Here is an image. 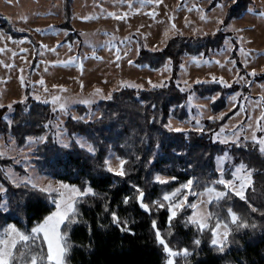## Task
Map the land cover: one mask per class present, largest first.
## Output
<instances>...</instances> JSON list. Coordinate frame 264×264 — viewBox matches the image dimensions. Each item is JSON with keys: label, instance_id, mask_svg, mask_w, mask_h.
Listing matches in <instances>:
<instances>
[{"label": "trees", "instance_id": "1", "mask_svg": "<svg viewBox=\"0 0 264 264\" xmlns=\"http://www.w3.org/2000/svg\"><path fill=\"white\" fill-rule=\"evenodd\" d=\"M216 3L217 0H210L208 8L215 7ZM252 6V0H238L235 5L229 0L222 25L240 18ZM70 15V6L65 3L64 20L58 26L67 30L63 41L71 44L79 38V34L70 23ZM0 31L11 40L27 38L34 43L29 32L15 27L1 13ZM230 35L221 29L202 35H175L161 49L141 50L132 62L138 67L159 70L169 61L178 64L184 56H207L218 52ZM230 58L235 62L239 77H245L249 82H264V73L251 75L235 51ZM229 85L225 86L218 80L201 81L193 84L189 92L199 99L216 95L209 108L211 113L218 114L226 108L228 95L250 94L247 84L233 82ZM187 95L173 83L150 89L122 87L113 91L110 99L101 100L93 106L98 111L96 118L84 120L88 109L78 105L75 109L78 117H68L63 122L69 136L87 137L95 148L94 153L74 141L67 146L61 145L50 135L36 145L32 164L40 175L81 188L88 181L96 193L77 201L76 222L67 228L61 226L62 231L68 232L71 245L66 264H164L163 247L157 243L155 236L157 228L170 246L192 250L188 257H176L175 264H264V153L252 140L220 143L211 139V134L219 131L238 111V105L217 119L206 120L202 131L188 129L181 132L166 128L171 119L185 121L190 117L185 105ZM51 118L49 104L31 99L26 90L25 99L15 102L11 110L6 106L0 107V135L11 136L17 147H23L30 137L39 138L45 133ZM110 153L126 159L125 176L110 173L103 167ZM225 153L234 163L243 162L252 170L251 182L244 190V199L229 191L227 198L210 203L207 211L230 220L227 208L232 207L242 220L255 226L229 223L231 231L224 250L220 251L211 244L210 229L201 232L194 225L186 224L189 207L181 209L169 226L167 207L152 206L151 201L159 199L165 203L163 193L177 189L190 177L194 179V190L202 192L220 178L217 157ZM7 167L14 168L19 174L25 173L12 158L0 154V183L7 188L6 193L0 194V200L6 197L9 209H0V230L8 223L30 230L37 221L53 211L54 205L45 195L30 186L26 187L25 183L18 186L12 184L2 171ZM157 174L169 179L166 183L157 182L154 179ZM224 178H232L231 168L224 169ZM134 185L144 190V202L150 204L151 211L140 207L135 199ZM216 187L220 190L224 188L220 184ZM125 196L129 197L128 203H124ZM105 205L108 210H105ZM254 208L258 211H253ZM112 211L117 212L122 222L127 220L125 227L131 231H122V225L113 222ZM153 220L156 221L155 228ZM210 224L214 226V218ZM169 231L171 235H168ZM197 238L201 242L194 245L193 241ZM37 243L46 250L42 240Z\"/></svg>", "mask_w": 264, "mask_h": 264}, {"label": "rangeland", "instance_id": "2", "mask_svg": "<svg viewBox=\"0 0 264 264\" xmlns=\"http://www.w3.org/2000/svg\"><path fill=\"white\" fill-rule=\"evenodd\" d=\"M252 1V9L255 11H247L240 18L222 25L217 22V18H224L227 3L223 9L217 6L210 9V0H160L158 4H146L143 7L139 0H134L131 9L121 0H0V13L18 29L29 32L36 44L27 38L11 40L0 31V48L4 49L0 51V107L6 106L11 110L15 102L25 99L26 90L31 99L42 103L50 101L53 96L65 98V110L51 102L46 103L51 108L52 118L41 137L50 135L59 144L63 140L69 145L80 136H69L63 128V122L68 117H78L76 106L84 105L88 112L83 119L92 120L98 114L93 106L107 99L115 90L122 87L150 89L173 83L187 92L185 105L190 117L185 121L171 119L168 125L172 130L198 129L197 120L199 127L203 128L206 120L217 119L222 113L238 105V111L225 123V136L219 140L214 139V134L219 132L217 131L211 134V139L220 143H237L235 139L223 141L239 130V142L244 141L245 137L252 135V129L248 125L256 128L257 117L264 112V82H249L245 77H239L235 62L230 56L235 51L239 61L251 75L253 69L255 73H264V15H260L264 13V0ZM65 3L71 9L70 23L79 34V38L71 44L63 41L67 30L58 26L64 20ZM134 8H140V11L135 12ZM150 11H154L155 15H151ZM125 12L128 15L120 19ZM109 13H115V16ZM228 25L232 27L229 28ZM217 29L231 35L225 39L220 51L196 57L201 61L199 64L188 56L182 57L178 64L169 61L166 63L167 67L165 65L155 71L129 63L141 50L161 49L175 35H202L214 33ZM117 55L119 59L116 58ZM21 76L24 77L23 81ZM213 76L218 81L223 77L228 84H247L250 94L228 95L226 108L213 114L209 108L211 99H199L189 92L197 79L212 81ZM41 79L43 83H40ZM122 82L142 87L124 86ZM54 85L58 87H53ZM97 89L101 91L97 92ZM36 96L41 99L37 100ZM189 96L194 98L189 100ZM85 100L92 102L84 103ZM259 125L260 130L256 134L264 136V119L259 121ZM44 140L29 139L23 147H17L11 136L0 135L1 155L12 158L14 164L21 166L25 172L19 174L14 168L7 167L2 170L3 173L7 177L10 173L17 184L25 183L24 178L31 177L42 185L51 182L55 187L60 181L40 175L32 164L34 148ZM228 157L223 166L232 171L238 164L229 155ZM111 162L113 167L118 166L114 157ZM182 192L188 193V204L207 201V195H197L201 192H196L193 185L191 192L187 189ZM208 205L205 203L203 210L207 211ZM189 209L190 216L193 210Z\"/></svg>", "mask_w": 264, "mask_h": 264}, {"label": "snow or ice", "instance_id": "3", "mask_svg": "<svg viewBox=\"0 0 264 264\" xmlns=\"http://www.w3.org/2000/svg\"><path fill=\"white\" fill-rule=\"evenodd\" d=\"M11 2V0H9ZM122 3L128 4L129 8L133 7L134 0H121ZM160 0H139L141 7L146 4H158ZM238 0H232L233 5H235ZM227 3V0H217L216 6L223 9L224 5ZM135 12H139L140 8H134ZM249 12L255 11V9H247ZM151 15H155L154 11H150ZM109 15L115 16V13H109ZM128 13L125 12L124 15L120 16V19H123L127 16ZM260 15H264V13H260ZM87 19L88 17H83ZM217 22L219 24H223V18H217ZM174 27V25H173ZM231 28V25H228ZM219 30V29H217ZM240 31V30H237ZM0 51H4V49L0 48ZM243 51V49H242ZM126 54V53H125ZM97 59H101V57H96ZM119 59V55L116 57ZM171 58H169L170 60ZM193 62L199 64L201 61H198L195 56L192 58ZM210 62V61H209ZM132 63V61H129ZM219 63V61H217ZM168 65H166L167 67ZM183 67V65H181ZM252 74H255V70H252ZM21 81H23L24 77L21 76ZM212 81L216 82V77H212ZM197 83H201L199 79L196 81ZM207 83V81H203ZM40 83H43V79H41ZM187 83V82H185ZM219 83L230 86L227 81L221 77L219 79ZM124 86H135L142 87L140 85H129L122 82ZM155 86V85H154ZM162 86V85H161ZM58 87V86H53ZM62 87V86H60ZM190 87V86H189ZM183 90V89H182ZM101 90L97 89V92ZM218 95V94H217ZM107 98H111L110 96ZM194 97L189 96V100H192ZM217 98L216 95L210 96L209 99L215 101ZM36 99H41L40 96H36ZM65 98L61 96H53L50 98V101L59 109L65 110L66 103H64ZM264 99V98H262ZM84 103L90 104L91 100H85ZM10 107V106H9ZM197 107H206L204 105H197ZM55 111V108L53 109ZM223 115V114H221ZM212 119L213 117H209ZM5 120L8 119L7 115L4 117ZM264 119V112H261L260 117H257V127L253 128L251 124L248 125L250 129H252V135L250 137H245V139H251L254 144L258 145L259 151L264 153V136H258L256 133L260 130L259 121ZM198 130L202 131V128L199 127V120L196 121ZM166 128H170V125H165ZM227 125H222L219 132L214 134V139H221V137L225 136V129ZM171 130V128H170ZM175 131H185L184 129L177 128ZM33 139V138H29ZM37 139H46V137H40ZM235 139L237 143H239V130L237 132L228 135L223 142H227V140ZM81 147H87L89 152H95V148L88 141L87 137H78L76 141ZM61 144L67 146V144L61 140ZM0 154H3L0 152ZM115 158L118 161V166L113 167L111 159ZM228 154L225 153L222 157H217V171L219 172V179L214 180L211 185L204 188L203 192L197 193L199 196L207 195V201H200L199 203H191L187 202V192L182 194L183 189H187L188 192H191V186L194 183L193 178H189L185 184L180 185L179 188L173 189L171 192H164L162 196V200L165 203H161L159 199L151 201L152 206H158L159 208L167 207L169 212V226H171V221L173 217H175L179 210L190 207L193 211L190 216L185 217L186 224L194 225L198 231L203 232L205 229H210L212 233L211 244L214 247H217L220 251L224 250L226 245L229 233L231 231L229 227V223L235 224L243 227H254L255 225H249L247 220H242L240 215L233 210L232 207L227 208L228 216L230 220L221 219L219 215L212 213L211 211H206L204 209L205 203H212L213 201H220L221 199L227 198L229 194V190L234 193L237 197L242 199L245 198L244 190L248 183H250V175L251 169L247 167L243 162L239 163L235 166V168L231 171V179L224 178V162L228 160ZM126 159L123 157L115 156V154H110L109 157H106L104 160L103 167L110 173L125 176L127 174L125 169ZM8 179L11 180L12 184L17 185V180L13 178V176L9 173ZM154 179L160 183H166L169 178L161 177L157 174ZM174 179V178H173ZM24 182L26 187L30 186L31 189L38 191L39 193L45 195L52 204H54V210L50 211L47 215L43 217L42 220L37 221L30 230H24L18 227L15 223H8L5 227L0 230V264H66V257L68 252L70 251L71 245L68 241V232L62 231L61 226L64 225L65 228L69 227L72 223L76 222L78 217V210L76 208V203L79 199L83 198L88 194L95 195V190L91 187L88 181L84 182V187L81 188L75 184H67L63 181H60L55 187L51 182L47 185H42L37 182L36 178L25 177ZM238 182V183H237ZM217 184L223 185V190H220L216 187ZM18 186V185H17ZM136 188L135 199L139 202L140 207L144 210L151 211V207L149 203H145V192L143 189L139 187V185H134ZM7 188L0 184V193H6ZM129 197H124V203H128ZM0 209L4 211H9L7 208V199L5 197L4 200H0ZM105 210L107 209V205H105ZM253 211H258V209H253ZM112 220L114 223L121 226V230L131 231L130 228L126 229L127 220L121 221L120 217L117 215L116 211L111 212ZM214 218V226L210 224ZM153 227L155 228L156 221H152ZM168 235H171V231L168 232ZM155 236L157 243L162 245L163 253L165 254L164 264H175L176 257L184 256L188 257L192 254V250L188 247L184 248H174L169 245L168 241L165 239V235L161 233V231L157 228L155 231ZM42 240L44 244H46V250H44L43 245L37 243ZM200 239L197 238L193 241L194 245L200 244Z\"/></svg>", "mask_w": 264, "mask_h": 264}]
</instances>
